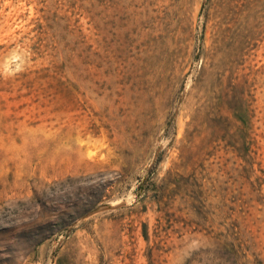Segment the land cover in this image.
Returning <instances> with one entry per match:
<instances>
[{
    "label": "rangeland",
    "instance_id": "rangeland-1",
    "mask_svg": "<svg viewBox=\"0 0 264 264\" xmlns=\"http://www.w3.org/2000/svg\"><path fill=\"white\" fill-rule=\"evenodd\" d=\"M0 264H264V0H0Z\"/></svg>",
    "mask_w": 264,
    "mask_h": 264
}]
</instances>
